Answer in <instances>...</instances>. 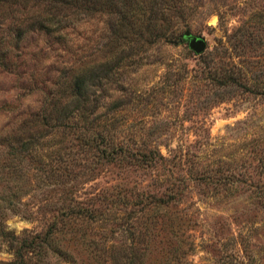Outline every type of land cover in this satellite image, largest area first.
Masks as SVG:
<instances>
[{"label":"rangeland","instance_id":"1","mask_svg":"<svg viewBox=\"0 0 264 264\" xmlns=\"http://www.w3.org/2000/svg\"><path fill=\"white\" fill-rule=\"evenodd\" d=\"M171 1L178 11L167 12L166 36L135 48L99 10L72 16L58 39L31 30L11 47L12 65L0 67L8 233L44 232L67 203L76 234L105 249L100 264H118L129 237L137 248L145 233L142 264H264V192L255 188L264 185V0ZM5 5L2 34L14 22ZM29 5L15 15L39 7ZM182 32L201 35L202 52ZM78 66L101 76L89 85L88 128L38 116V134L20 130L50 99L66 98L60 84ZM66 246L71 257L47 249L43 262L96 264L81 241ZM9 247L0 237V264Z\"/></svg>","mask_w":264,"mask_h":264},{"label":"trees","instance_id":"2","mask_svg":"<svg viewBox=\"0 0 264 264\" xmlns=\"http://www.w3.org/2000/svg\"><path fill=\"white\" fill-rule=\"evenodd\" d=\"M29 2V6H32V4L39 5L38 9H33L31 12H24L20 16H16L15 12L18 11L19 7L24 8ZM4 5L11 17L14 16V22L13 26H8V31H5L4 34L0 32V67L12 65L8 56L11 54L9 51H11V47H18V42L27 31H38L46 35L52 34L55 39H58L61 33H64L65 29L72 23V16L74 15L83 14L90 10L106 12L109 21L108 29L116 33L127 30L133 36L130 37L124 33L121 35V38L126 39L128 37V46L135 48L139 46L142 40L154 42L160 37H165V24L169 17H167V12L170 9L178 11L171 0H144L143 3L142 0H0V14L2 13L1 10L4 9ZM144 35H147L148 39L147 37H143ZM129 42H132V44H129ZM92 76L97 79L96 81L101 78L99 74L91 70V67L78 66L73 69L68 78L61 82L62 85L60 84L59 94L65 91L63 94H65L66 98L63 101L60 99H50L52 104L48 110L42 108L45 113L41 112L40 115L38 111L33 112L32 116L29 117L30 120L24 119L22 123H19L18 127L20 126V130L29 133L28 136L38 134L35 132L37 131L35 126L33 127L36 124L38 116L41 118V124H46L47 122H44L43 119H45V116H49L54 118L53 126L73 127L78 125L81 129L88 128L86 123H92L93 121V117L87 119L85 115V112L89 109L86 103L89 85L95 81ZM229 77L235 83L238 81L231 74L227 75V78ZM262 92H264V89ZM64 118L68 120L64 121ZM73 118L74 121H72ZM78 119L82 120L79 124H77ZM27 126H31V128H25ZM20 141V137H18L16 142L19 143V151L21 150L20 147H23L25 143ZM103 143L105 144L106 142L104 141ZM107 145L108 147H113V145ZM25 149L26 147L23 148V151ZM104 149L102 148L101 150ZM16 155L19 156V154ZM255 188L257 196L260 197L261 194L259 193L264 192V185L260 187L256 186ZM6 204V207H12L9 206L11 204L10 201H7ZM71 209L72 207L66 203L64 208L60 210L61 216L59 215L58 217L60 227L56 226L58 219H55L57 217L52 216L53 218L47 222L46 230L44 229V232H39L42 234L34 232L26 236H17L12 232L8 233V230L4 229L0 216V237H6L11 252L10 259L3 260L1 263L31 264L34 258L36 264H45L43 261L45 260L47 249L55 253L57 257L68 258L71 257V254L67 250L66 245L78 240L85 244L82 249L86 257L93 260L96 264H100L99 260L105 249L101 246L91 245L92 241L90 238H86L83 232L76 234V230L72 228L74 220L68 216ZM77 209L84 210V207L78 206ZM146 234L148 233H145V237L140 236L138 238L140 247L137 248H134L132 244L134 237L130 236L127 245L121 247L123 251L120 253V258H116V263L142 264L141 261L145 254V248L141 244L143 242L146 244L148 239ZM166 256L168 255L166 254ZM158 264L167 263L159 262Z\"/></svg>","mask_w":264,"mask_h":264},{"label":"water","instance_id":"3","mask_svg":"<svg viewBox=\"0 0 264 264\" xmlns=\"http://www.w3.org/2000/svg\"><path fill=\"white\" fill-rule=\"evenodd\" d=\"M182 39L186 41L187 46L195 53H200L205 47L204 38L191 32H183Z\"/></svg>","mask_w":264,"mask_h":264}]
</instances>
